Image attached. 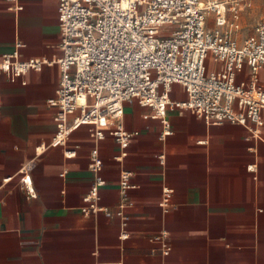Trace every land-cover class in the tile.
I'll return each instance as SVG.
<instances>
[{"label": "crops", "instance_id": "0c3cea01", "mask_svg": "<svg viewBox=\"0 0 264 264\" xmlns=\"http://www.w3.org/2000/svg\"><path fill=\"white\" fill-rule=\"evenodd\" d=\"M18 1L20 11L0 0V63L18 42L23 61L57 59L59 0ZM263 75L264 69V86ZM240 79H250V68ZM59 81L57 64L15 79L0 70V264H264V131L257 140L240 125H207L176 109L168 111L173 134L162 140L163 124L151 118L153 109L132 101L124 123L139 135L123 161L112 136L98 141L87 126L54 147L57 109L49 101ZM172 98H186L182 86H174ZM42 144L46 149L38 155ZM96 147L104 163L102 207L118 211L123 170L138 185L128 193L127 239H121L118 217L81 212L94 182L89 165ZM67 150L76 155L68 158ZM31 159L36 197L20 176ZM165 188L172 191L167 211L161 206ZM163 231L169 255L153 240Z\"/></svg>", "mask_w": 264, "mask_h": 264}, {"label": "built area", "instance_id": "2783aa9c", "mask_svg": "<svg viewBox=\"0 0 264 264\" xmlns=\"http://www.w3.org/2000/svg\"><path fill=\"white\" fill-rule=\"evenodd\" d=\"M11 1L15 10L23 9L18 0ZM250 1L59 0L61 55L51 62L23 61V44L18 42L15 52L4 56L0 70L15 79L45 64L59 66L56 97L49 101L57 109L54 147L65 146L74 131L87 126L98 141L112 136L121 149L117 160L123 161L139 135L128 131L124 123L125 105L132 101L153 109L151 118L163 124L162 140L173 134L168 111L176 109L190 111L207 125H240L251 138L263 140L264 86L259 75L264 69V20L242 42L235 34ZM246 66L250 68L248 81L240 79ZM175 85L183 87L185 99L172 98ZM45 149L46 144L40 145L38 155ZM75 155L73 150L66 152L68 158ZM160 158L163 162L164 157ZM103 165L96 147L90 153L89 165L94 182L81 212L85 216L103 213L118 217L121 239H127L128 193L138 185L131 172H121V202L112 213L100 205V191L106 184L101 176ZM34 168L31 159L20 169L30 197H36ZM163 194L161 206L167 211L172 191L165 188ZM168 239L167 231L153 237L163 243L165 255L171 250Z\"/></svg>", "mask_w": 264, "mask_h": 264}, {"label": "rangeland", "instance_id": "374dc122", "mask_svg": "<svg viewBox=\"0 0 264 264\" xmlns=\"http://www.w3.org/2000/svg\"><path fill=\"white\" fill-rule=\"evenodd\" d=\"M241 15V27L240 30L235 33L240 42L252 36L256 25L264 20V0H251L247 7L244 8Z\"/></svg>", "mask_w": 264, "mask_h": 264}]
</instances>
